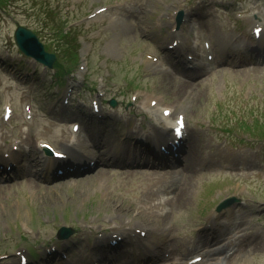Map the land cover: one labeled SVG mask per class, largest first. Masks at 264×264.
I'll use <instances>...</instances> for the list:
<instances>
[{
	"label": "rangeland",
	"instance_id": "obj_1",
	"mask_svg": "<svg viewBox=\"0 0 264 264\" xmlns=\"http://www.w3.org/2000/svg\"><path fill=\"white\" fill-rule=\"evenodd\" d=\"M101 8L106 11L98 18L69 28L81 40L79 51L87 61L81 79L77 71L58 86L52 72L45 75L40 62L31 64L18 51L14 34L19 25L37 32L57 55L60 46L49 34L51 29L76 24ZM180 10L184 21L176 28ZM195 22L205 33L214 59L186 75L171 60L174 53L201 58L193 42ZM252 26L264 28V0H8L0 4V147L3 152L20 144L25 168L15 178L0 180V264H12L26 254L35 264L53 262L52 257L45 258L46 251L62 248L70 253L69 259L56 264H86L93 252L95 257L103 256L93 249L99 248L100 239L122 236L119 231L134 229L140 222L148 226L150 236L142 244L151 242L158 254L143 261L142 249L127 246L120 252L123 264H264V138H260L264 136V58L232 48L240 43L251 48ZM177 41L178 46L169 50ZM34 67L40 72L35 73ZM153 97L149 108L147 102ZM111 100L116 101L115 108L109 105ZM93 101L100 104L101 115L116 120L101 123V137L97 119L76 121L82 111H92ZM7 105L13 116L4 121ZM27 105L30 120L25 116ZM165 107L186 120L188 137L178 155V168L128 167L114 153L111 156L126 149L132 162L160 164L132 140L136 133L152 138L165 135L170 126L161 114ZM75 123L81 125L76 134ZM44 141L60 151L84 147L90 163L94 158L99 161L94 152L102 150L103 162L81 176L48 179L38 163ZM97 144L99 148H94ZM232 198L236 201L219 212L226 227V250L221 244H203L199 249L203 259L191 262L192 242L211 241L201 230L213 222L217 207ZM236 215L233 226L230 217ZM63 228L72 231L68 238L58 237ZM230 249L232 254L226 257Z\"/></svg>",
	"mask_w": 264,
	"mask_h": 264
},
{
	"label": "trees",
	"instance_id": "obj_2",
	"mask_svg": "<svg viewBox=\"0 0 264 264\" xmlns=\"http://www.w3.org/2000/svg\"><path fill=\"white\" fill-rule=\"evenodd\" d=\"M7 1L8 0H0V4L6 3ZM50 32L49 34L53 33L54 41L60 46V50L57 53L58 59L54 63L56 76L58 78L56 83L60 84L62 83L63 76L69 73L71 67L77 65L80 58L79 48L81 43L79 38L73 36L71 31L65 30L64 26L62 27L59 25L57 27H53ZM45 47L47 50H50L47 43H45Z\"/></svg>",
	"mask_w": 264,
	"mask_h": 264
},
{
	"label": "water",
	"instance_id": "obj_3",
	"mask_svg": "<svg viewBox=\"0 0 264 264\" xmlns=\"http://www.w3.org/2000/svg\"><path fill=\"white\" fill-rule=\"evenodd\" d=\"M15 42L22 52L26 53L27 55L36 57V59L47 64L48 66H52L53 62L56 59V56L54 54L48 53L45 50L43 43L39 41L37 35L27 27H17L15 31ZM226 202L224 204H221L219 208L224 206ZM68 232H66L67 235L69 234Z\"/></svg>",
	"mask_w": 264,
	"mask_h": 264
},
{
	"label": "bare ground",
	"instance_id": "obj_4",
	"mask_svg": "<svg viewBox=\"0 0 264 264\" xmlns=\"http://www.w3.org/2000/svg\"><path fill=\"white\" fill-rule=\"evenodd\" d=\"M195 43H196V45H200V46H202V43H201V40H200V37H199V33H198L197 38L195 39ZM241 45H242V43H241ZM241 45L239 44L238 47H241ZM204 53H205V51H204ZM204 59H205V55L203 54L202 57H201V59H195V61H196L197 63H201ZM154 102H155V98H154V97H153V98H149V102H147L148 107H149V108H152ZM167 109H170V110H171V108H164L163 110H167ZM156 111L159 112V111H160L159 108H157ZM160 112H161V111H160ZM173 116H174V114H172V112H170V116H168V117H164V115H163L164 121L167 122L168 124H170V123L172 124L173 121H175V119H173ZM23 130H24V132L26 133V131H27L28 129H27V127H24ZM39 151H40L41 154L43 155L42 158L44 159V162H43V163H44V167H45L46 169H48L49 166L51 165V160H52V159H51V157H49V156L47 155L46 150H43L42 148H40ZM63 152H64L65 156L68 155V154H70V153L73 154V155H76V154L81 155L80 153H78V152H76V151H73L72 149H70V148H68V147L63 148ZM3 153H5V152H4V151L2 152L1 147H0V156H2ZM19 153H20V151H19ZM9 154H16V153L14 152V150H11V151L9 152ZM4 155H5V154H4ZM72 157H73V156H72ZM82 157H83V156H82ZM32 179H33V177H32ZM179 199H180V198H179ZM136 227L139 228L140 231L148 232V228H147L146 226H144L143 224H141V223L137 224ZM124 234L126 235V232H124Z\"/></svg>",
	"mask_w": 264,
	"mask_h": 264
},
{
	"label": "snow or ice",
	"instance_id": "obj_5",
	"mask_svg": "<svg viewBox=\"0 0 264 264\" xmlns=\"http://www.w3.org/2000/svg\"><path fill=\"white\" fill-rule=\"evenodd\" d=\"M58 155H59V153H58Z\"/></svg>",
	"mask_w": 264,
	"mask_h": 264
}]
</instances>
